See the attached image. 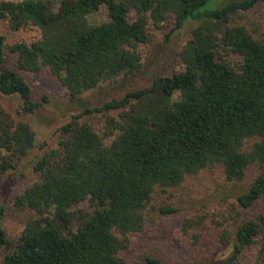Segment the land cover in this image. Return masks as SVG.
<instances>
[{"label": "trees", "instance_id": "16d2710c", "mask_svg": "<svg viewBox=\"0 0 264 264\" xmlns=\"http://www.w3.org/2000/svg\"><path fill=\"white\" fill-rule=\"evenodd\" d=\"M208 1L0 0V25L40 32L32 42L6 47L0 38V176L16 169L35 142L22 118L41 104L22 73L45 68L77 99L136 74L149 27L172 23L171 35L197 24L179 53L181 72L85 108L58 129L54 148L33 163L35 179L11 197L12 209L28 214L15 238L3 229L0 204V264H128L123 254L130 236L145 229L155 194L216 168L227 182L247 187L227 214L212 220L217 245L231 252L216 264H240L251 247L252 264H264V211L251 213L264 198V25L238 17L264 0L201 10ZM101 6L109 20L92 26L89 16ZM5 48L16 70L5 66ZM13 98L20 101L15 117L1 105ZM84 202L85 209L74 211ZM155 210L177 213L172 205ZM204 218H185L182 227L190 230ZM71 223H79L75 231ZM143 264L161 263L146 256Z\"/></svg>", "mask_w": 264, "mask_h": 264}, {"label": "rangeland", "instance_id": "374dc122", "mask_svg": "<svg viewBox=\"0 0 264 264\" xmlns=\"http://www.w3.org/2000/svg\"><path fill=\"white\" fill-rule=\"evenodd\" d=\"M228 1L230 0H209L201 10L215 9ZM131 12L129 18L133 15ZM238 17L242 24L260 22L264 25V3ZM108 20V12L104 6L88 19L92 26H98ZM196 26V23L187 22L171 35L168 34L173 27L172 23L164 24L160 29L149 27V41L141 47V69L132 76L104 83L77 99H71L45 68L39 73L21 74L31 88L32 100L39 102L41 107L22 118L35 133L33 148L16 169L0 176V204L6 207L2 225L8 238H15L22 231L28 216L12 209L11 197L35 179L32 172L33 163L49 149L54 148L58 140V129L85 108L97 107L107 101L120 99L128 92L149 87L156 77L181 72L183 65L179 53L185 47L191 29ZM39 36L40 32L35 27L15 31L7 24L0 25V38H4L5 47L15 42L29 43ZM4 58L5 66L16 70L15 59L7 48L4 49ZM1 103L3 109L11 116H17L20 108L17 98L2 100ZM252 174L253 170H249L248 178L244 182L249 181ZM246 188L243 183L227 182L221 169L216 168L200 172L195 178L185 181L180 188L170 189L164 194H155L147 213L146 227L141 233L130 236L131 246L123 254L124 259L128 264H143L146 256L159 260L161 264H191L196 260L216 264L222 261L231 252L228 247L217 245L214 228L216 224L212 220H219L221 212L227 214L237 196L244 193ZM160 204L172 205L177 209V213L162 216L155 210ZM87 205L88 203L84 202L74 211L83 210ZM263 211L264 198L255 205L251 213ZM191 217L198 220L207 218L197 227L184 229V219ZM75 224L71 223L68 229L75 231L79 223ZM255 253V247L245 250L240 264H252Z\"/></svg>", "mask_w": 264, "mask_h": 264}]
</instances>
